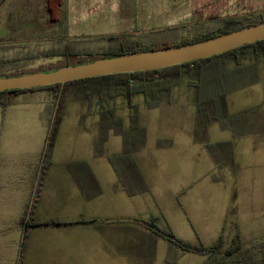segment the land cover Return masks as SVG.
Here are the masks:
<instances>
[{
  "label": "rangeland",
  "instance_id": "1",
  "mask_svg": "<svg viewBox=\"0 0 264 264\" xmlns=\"http://www.w3.org/2000/svg\"><path fill=\"white\" fill-rule=\"evenodd\" d=\"M45 1L0 0V46L8 47L0 51V59H19L8 67L20 65L25 72L61 67L65 59L53 54L68 41L81 40L76 45L97 56L115 48L107 40L113 36L162 45L212 31L233 17L264 13V0H63L58 20L51 22ZM157 30L164 31L145 37ZM188 79L182 77L172 104L162 101L156 108H147L142 96H136L128 108L123 97L86 98L81 85L69 86L63 94L65 129L59 134L70 135L67 129L73 118L83 114L84 159L119 160L127 154L145 161L161 215L156 220L159 227L169 228L191 245L210 247L221 238L222 252L238 248L245 258H260L259 245L264 240V62L259 63L257 82H247L226 98L229 114L251 109L241 120L247 125L242 136L214 123L202 136L204 143L194 141V91ZM89 140L97 152L94 156L87 151ZM187 180L193 185L179 196L176 191ZM160 255L175 259L176 264L199 263V258L178 257L165 248L158 251Z\"/></svg>",
  "mask_w": 264,
  "mask_h": 264
},
{
  "label": "crops",
  "instance_id": "2",
  "mask_svg": "<svg viewBox=\"0 0 264 264\" xmlns=\"http://www.w3.org/2000/svg\"><path fill=\"white\" fill-rule=\"evenodd\" d=\"M51 104L48 93L34 91L0 107V264H176L157 257L163 248L205 264V256L180 250L142 224L160 215L142 158L82 157L83 114L66 128L70 135H61L62 112L44 163ZM87 147L97 154L92 140ZM192 185L187 180L176 193Z\"/></svg>",
  "mask_w": 264,
  "mask_h": 264
},
{
  "label": "trees",
  "instance_id": "3",
  "mask_svg": "<svg viewBox=\"0 0 264 264\" xmlns=\"http://www.w3.org/2000/svg\"><path fill=\"white\" fill-rule=\"evenodd\" d=\"M62 2L63 0L45 1V11L51 22L58 20L57 14ZM261 23H264V13L233 17L223 21L222 24L217 25L212 31L200 34L189 40L179 42L173 40L170 43L162 45H144L142 41L135 40L126 35L113 36L107 40L115 43V48L97 56L87 52L85 47L79 48L76 44L78 41L81 42V40H74L64 43L60 52L53 54V56L65 59V64L61 67L67 65L76 66L101 58H112L138 51L169 48L193 43ZM165 30H174V28H167ZM163 31H150L145 33V37L160 34ZM6 48L8 47L0 46V51H4ZM73 58L77 59L74 63L70 61ZM17 60L19 59H0V77H13L57 69L25 72L21 69L20 65H10L8 67V64L14 63ZM245 60L249 61L244 62ZM262 61L264 62V40L241 46L217 56L160 70L106 75L65 84L0 92V107L5 109L12 105L14 98L25 92L43 91L51 96L52 118L43 152V161L47 163L51 157L57 128L62 119V107L65 101L63 94L67 87L81 85L82 92L86 98H90L91 96H97L99 99L123 97L127 100L128 108L133 107L132 100L136 96H142L147 108H156L162 101L167 104L174 102V91L179 86L182 77L187 76L189 78L188 85L194 91V141L204 143V139L201 138L205 135L208 126L214 123L218 124L221 130H228L233 134L238 133L240 136L243 135L245 130L242 129L247 125L242 124V121L251 109L238 114H229L227 112L226 98L231 92L240 89L242 85H246L247 82H257L258 66ZM103 112L107 113V111ZM130 119L133 123L134 116L131 115ZM238 121L239 124H237ZM238 128L242 130L240 133L237 132ZM124 151L126 152L127 149L124 148ZM124 158L133 159L131 155L127 154L124 155ZM143 223L151 232L180 250L205 256V264H264V240L259 245L258 253L260 254V258L252 259L253 255H250L249 258L241 256L240 252L238 253V248L222 252L221 239L217 244L210 247L202 244L191 245L178 239L169 228L159 227L155 219H150Z\"/></svg>",
  "mask_w": 264,
  "mask_h": 264
},
{
  "label": "water",
  "instance_id": "4",
  "mask_svg": "<svg viewBox=\"0 0 264 264\" xmlns=\"http://www.w3.org/2000/svg\"><path fill=\"white\" fill-rule=\"evenodd\" d=\"M264 40V23L169 48L138 51L48 72L0 77V92L32 89L106 75L160 70L203 60Z\"/></svg>",
  "mask_w": 264,
  "mask_h": 264
}]
</instances>
